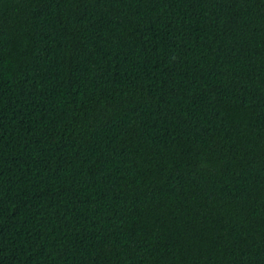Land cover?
Returning <instances> with one entry per match:
<instances>
[{"label":"trees","instance_id":"1","mask_svg":"<svg viewBox=\"0 0 264 264\" xmlns=\"http://www.w3.org/2000/svg\"><path fill=\"white\" fill-rule=\"evenodd\" d=\"M0 264H264V0H0Z\"/></svg>","mask_w":264,"mask_h":264}]
</instances>
